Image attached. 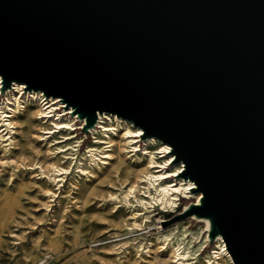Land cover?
I'll use <instances>...</instances> for the list:
<instances>
[{
  "label": "water",
  "instance_id": "obj_1",
  "mask_svg": "<svg viewBox=\"0 0 264 264\" xmlns=\"http://www.w3.org/2000/svg\"><path fill=\"white\" fill-rule=\"evenodd\" d=\"M0 73L167 141L210 239L264 264V0H0Z\"/></svg>",
  "mask_w": 264,
  "mask_h": 264
},
{
  "label": "rangeland",
  "instance_id": "obj_2",
  "mask_svg": "<svg viewBox=\"0 0 264 264\" xmlns=\"http://www.w3.org/2000/svg\"><path fill=\"white\" fill-rule=\"evenodd\" d=\"M14 79L6 83L0 73V119L15 97L31 101L19 106L15 123L0 133V264H35L46 252L50 264H177L170 250L179 242L198 256L193 264H208V258L216 264V237L210 239L206 224L189 215L192 208L186 211L198 195H177L175 205L159 201L160 208L146 180L164 173V185L191 181L182 175V158L169 161L156 138L151 149L157 163L147 164L148 138L133 141L135 133H125L126 125L132 131L140 126L105 110L103 121L98 124L97 112L98 120L86 127L87 117L63 97L55 110L60 117H44L45 102L33 99L40 92L24 91L25 84ZM52 164L65 172H55Z\"/></svg>",
  "mask_w": 264,
  "mask_h": 264
},
{
  "label": "bare ground",
  "instance_id": "obj_3",
  "mask_svg": "<svg viewBox=\"0 0 264 264\" xmlns=\"http://www.w3.org/2000/svg\"><path fill=\"white\" fill-rule=\"evenodd\" d=\"M15 79L13 80L14 82L19 83L20 85H24V80L19 77V76H15ZM30 86V88H28V91L34 89L35 92H40L39 94L42 95L40 96L38 99H36V95L35 93H33V99L35 102H37L38 104L42 105L44 102V107L45 110L48 109L47 113L44 115V117H50L52 116V113L54 110H56L58 107V98L62 96V94H58V93H48L47 96H45V94L42 93V90H45V88H43L42 86L39 85H33L28 83V87ZM27 88H25L24 85V91H26ZM21 91L23 90L20 89ZM47 92V91H46ZM42 93V94H41ZM53 95V96H51ZM44 97H46L44 99ZM49 97L51 98V101H47ZM60 99V98H59ZM10 101V100H9ZM31 101L30 100H24V101H20L19 99H17V97H15L12 101V103H6L8 109L10 110L9 112H5L4 114V119H0V133H4L6 131V128H3L6 125L12 126V124L15 123V121L11 120L13 118V115L16 113L17 109L19 108V106L24 105V102H28ZM66 101V100H65ZM64 102V101H63ZM10 104H13L11 106H9ZM60 104V103H59ZM69 105H71V103L68 102ZM76 111L74 110V113ZM102 112H99V120H98V124L103 121L104 116L101 115ZM103 113H106L105 110H103ZM54 115V113H53ZM55 115H57L58 117H60L59 113H55ZM118 116V115H117ZM125 118V117H124ZM2 121H4L5 123L2 124ZM100 121V122H99ZM57 127H65L68 125V123L66 122H56L55 123ZM138 125V124H136ZM105 128H107L108 126L103 125ZM139 126V125H138ZM107 132V131H106ZM143 130L141 128V126L136 130V131H132L130 129V127L128 125L125 126V133L127 134H132L135 133L134 136H132V140L135 141V139L137 137L140 136V134H142ZM137 133H139L137 135ZM109 138L111 139V136L108 134ZM146 138H148V145L145 149V155H147L148 157V162L147 164H150L151 166H153L154 164L157 163V161L155 160V152L153 149L151 148H155L156 145V137L151 134V135H145ZM158 139V138H157ZM160 140V139H158ZM162 141V140H160ZM164 143H162V147H161V151L159 153H162L163 156L169 154V161L173 160L172 162H175L177 160H180L178 158V156H176L175 159L173 158L174 152L171 151V146L167 141H162ZM156 145V146H155ZM163 149H169V151H162ZM111 154L107 153V157H109ZM94 158V157H93ZM164 166V165H163ZM52 168L55 170V172L59 173V174H63L65 172V170L63 168H59L57 166H55L54 164H52ZM181 170V169H180ZM173 174V173H172ZM182 175H184L186 178H189L191 181L183 183L182 178L179 180L180 183H174V184H166L164 185L162 182V180L165 178L164 177V173L162 174H149L148 176H146V180L149 181V184L154 186L155 188V194H153V199L154 200H158L161 201L163 205L169 204V205H175L177 203V199H178V194L176 193V191H181L183 195H185V197H192L194 195H198V198H196V204H200L201 201V196H202V192L200 190L195 191L194 189L196 185L195 182L190 178V173L186 172V170H183ZM188 181V180H187ZM135 188H132L131 192H134ZM150 195H152V191L149 192ZM193 203V202H192ZM150 204V203H149ZM150 206V205H149ZM190 209L187 208L186 211ZM202 213V214H201ZM189 215H192V218L194 219H201L206 225V232L209 233V230L211 228V221L208 215L203 214L202 210L200 209H195L194 211H192L191 213H189ZM216 242H217V247H215L214 251H213V258H215V263L216 264H220V260H226V261H231L232 264H234V261L231 257V255L229 254L226 245H225V241L223 240L221 234H217L216 235ZM171 253L174 255L175 257V262L177 264H193L194 262H192V259H198V256L192 257V255L195 253L189 249V246L186 245H182V243H173L172 244V248H171ZM208 264L211 263L210 258H208Z\"/></svg>",
  "mask_w": 264,
  "mask_h": 264
},
{
  "label": "built area",
  "instance_id": "obj_4",
  "mask_svg": "<svg viewBox=\"0 0 264 264\" xmlns=\"http://www.w3.org/2000/svg\"><path fill=\"white\" fill-rule=\"evenodd\" d=\"M52 259V254L50 252H46L42 259L38 260L35 264H50Z\"/></svg>",
  "mask_w": 264,
  "mask_h": 264
},
{
  "label": "snow or ice",
  "instance_id": "obj_5",
  "mask_svg": "<svg viewBox=\"0 0 264 264\" xmlns=\"http://www.w3.org/2000/svg\"><path fill=\"white\" fill-rule=\"evenodd\" d=\"M139 133H137L138 135ZM162 151H169V149H163ZM173 175H175V173H173Z\"/></svg>",
  "mask_w": 264,
  "mask_h": 264
}]
</instances>
